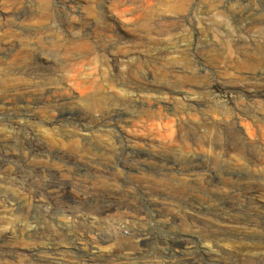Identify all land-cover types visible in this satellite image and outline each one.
Here are the masks:
<instances>
[{"label":"rangeland","instance_id":"obj_1","mask_svg":"<svg viewBox=\"0 0 264 264\" xmlns=\"http://www.w3.org/2000/svg\"><path fill=\"white\" fill-rule=\"evenodd\" d=\"M0 13V264H264V0Z\"/></svg>","mask_w":264,"mask_h":264},{"label":"bare ground","instance_id":"obj_2","mask_svg":"<svg viewBox=\"0 0 264 264\" xmlns=\"http://www.w3.org/2000/svg\"><path fill=\"white\" fill-rule=\"evenodd\" d=\"M176 1H181V0H176ZM169 2V1H168ZM167 3V2H166ZM66 5V4H65ZM172 9V8H171ZM248 10V9H247ZM250 10H252V9H250ZM255 10V9H254ZM256 12V11H255ZM252 13V12H251ZM1 14V13H0ZM14 30V29H13ZM17 31V30H16ZM13 32V31H12ZM10 33H11V30H10ZM26 33V32H25ZM28 33V32H27ZM21 34H23V33H21ZM11 35H12V33H11ZM26 35V34H25ZM5 37V36H4ZM11 37V36H10ZM16 37V36H15ZM22 39V38H21ZM8 40V39H7ZM23 40V39H22ZM12 43V42H11ZM15 44H16V42H14ZM18 44V43H17ZM20 45V44H19ZM253 45V44H252ZM10 46V45H9ZM4 47V46H3ZM19 47V46H18ZM6 48H4V50H5ZM7 49H8V47H7ZM91 51V50H90ZM8 52V51H7ZM84 54V53H83ZM251 56V55H250ZM247 61V60H246ZM181 70V69H180ZM195 75V74H194ZM109 81V80H108ZM115 82H118L117 80L115 81ZM119 85V84H118ZM122 85V84H121ZM123 86V85H122ZM106 87V86H105ZM129 88V87H128ZM108 89V88H107ZM110 90V89H109ZM120 90V89H119ZM106 91V90H105ZM121 92V91H120ZM99 94V93H98ZM110 94V93H109ZM128 95V94H127ZM118 97V96H117ZM124 97V96H123ZM149 97V96H148ZM145 99V98H144ZM134 101V100H133ZM139 101H141V100H139ZM138 101V102H139ZM194 101V100H193ZM159 102V101H158ZM133 103V102H132ZM135 103V102H134ZM142 103V102H141ZM100 104H102V100L101 99H98V100H96L95 101V105L96 106H98V105H100ZM160 104V103H159ZM94 105V104H93ZM157 105V104H156ZM189 105V104H188ZM191 105V104H190ZM143 107H144V105H143ZM160 108V107H159ZM113 109V108H112ZM116 112V111H115ZM102 117V116H101ZM105 193H107V192H105ZM104 193V194H105ZM110 193V192H109ZM157 194V193H156ZM112 195V194H111ZM114 196V195H113ZM121 196V195H120ZM119 196V197H120ZM123 196H125V195H123ZM108 197V196H107ZM122 197V196H121ZM114 198V197H113ZM113 198H112V200H113ZM128 198V197H127ZM123 199H125V197H123ZM111 200V199H110ZM120 200V199H119ZM118 201V200H117ZM116 201V202H117ZM132 202H133V200H131ZM113 202V201H112ZM115 202V201H114ZM135 202V201H134ZM131 203V202H130ZM115 204H117V203H115ZM126 205V204H125ZM116 207H117V205H116ZM127 207V206H126ZM128 207H129V205H128ZM130 208V207H129ZM132 208V207H131ZM117 209V208H116ZM121 209V208H120ZM126 210V209H125ZM135 232H136V230H134ZM133 234V233H132ZM134 235V234H133ZM106 240H107V238H106ZM102 254V253H101ZM99 255V254H98ZM103 255V254H102Z\"/></svg>","mask_w":264,"mask_h":264}]
</instances>
